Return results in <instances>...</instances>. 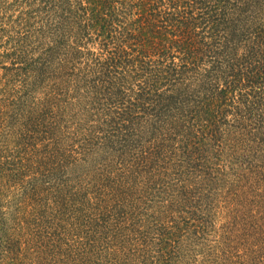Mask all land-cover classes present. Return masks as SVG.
<instances>
[{
	"label": "trees",
	"instance_id": "1",
	"mask_svg": "<svg viewBox=\"0 0 264 264\" xmlns=\"http://www.w3.org/2000/svg\"><path fill=\"white\" fill-rule=\"evenodd\" d=\"M252 2L11 0L16 25L0 27L11 77L0 85V264H264V242L250 241L264 234V201L216 196L230 174L236 85L247 110L264 113V5ZM0 12L1 26L3 0ZM64 140L90 162H56ZM115 144L135 181L120 204L109 195L127 182L103 174L108 155L96 161Z\"/></svg>",
	"mask_w": 264,
	"mask_h": 264
},
{
	"label": "rangeland",
	"instance_id": "2",
	"mask_svg": "<svg viewBox=\"0 0 264 264\" xmlns=\"http://www.w3.org/2000/svg\"><path fill=\"white\" fill-rule=\"evenodd\" d=\"M3 1L5 6V12L8 18L5 21V23H3L0 27L7 26L8 20L11 27L15 26L16 25L15 19L17 17V13H14L13 9L10 6L11 0H3ZM257 1L259 0H256V2H252L253 6L256 5ZM263 1L264 0H261V2L264 5ZM1 14L2 13L0 12V15ZM11 31L13 32V28H11ZM8 37L9 34H5L4 38L0 39V42H2L4 39H6L4 41H8ZM4 41L2 44H0V58H2L1 55L5 51V47L7 46L4 43ZM3 65L4 64L0 62V85L5 88L7 86V88H9L10 85L6 82L9 81L11 77L9 72L6 69L2 68ZM239 87H237L236 85L234 91L232 92V95L234 94V92L237 94L236 101L234 103L237 107H239L240 111L232 108V116H229L230 124L228 126L224 125V128H228V130L230 131V133L228 134L231 135V137H233V139L229 142L230 144L228 143V148H227L228 155L226 156V162L228 165L227 168L229 167L228 174L229 173L230 174L228 175L229 177L227 181L228 182L227 187L225 189H222L224 191L220 193H216V196L218 199H220L219 202L225 206L227 199H232L234 197H238L239 195L242 197V190L244 192V195L242 198L240 197V199L243 203L250 202L251 201L250 199L255 201L258 200L264 201V129H263L264 113H259L255 110H253L252 112L247 110L246 107L247 102L241 103L239 101V97L241 96V94H243L240 93ZM168 128H169L168 130L171 131L170 134H174L173 132L175 131L173 129L174 127H168ZM71 143L69 140L67 141L64 140L59 145L58 148L61 149V155L60 156L57 155L55 157L56 162L66 164V163L75 162L77 159H80V161H82L84 164L89 163L90 161H87L89 159L87 155L85 157L82 154L74 153L75 151H73L69 147ZM189 145H190V141L187 139L179 140L177 143V146H179V150L185 152L192 151V148L189 147ZM123 147L124 146H121V144H115V147H111L110 149L102 153L101 156L99 155L96 160L98 163H100L102 157L108 155L109 159L107 166L109 167H107V169L109 170L107 171L104 170V172L102 171L103 174L107 173L106 176H108V174L111 173V175L120 176L121 179H124L127 182L128 187L124 188L122 185H120L117 195L115 196H113L112 194L109 195L110 196L109 198L115 197L114 199L118 200L119 202L118 204H120L124 200L127 201L129 199L130 197L129 192L132 191L133 184L135 182L133 176L127 174V172L125 171L124 169L125 165L123 164V166H120L123 163V157H122ZM80 171L81 170H76V174ZM244 174L247 175L248 177L252 175V180L249 178L250 181L247 180L246 182V178L244 177ZM254 178L258 182H260L262 186L258 185L256 182H253ZM83 180H84V184H86L85 185L86 187H88V185L89 186L97 185L95 184L96 183L95 179L84 177ZM131 180L133 181V183ZM165 180L166 181L164 182L163 186H167L171 184V182L167 178ZM251 184H253V190L255 191V193L259 194L257 199L249 195V189ZM233 189L235 190L237 189V191H233ZM122 191L125 192V194H123ZM160 196L165 202L167 203L169 202L168 200L170 199H165V195L163 196L160 194ZM118 208L121 207L119 206ZM54 232L58 233L56 231ZM250 241H254L257 244V246H261L262 243L264 242V234L253 235L250 237ZM260 249L261 248H259V250ZM52 264H57V263L52 262Z\"/></svg>",
	"mask_w": 264,
	"mask_h": 264
}]
</instances>
